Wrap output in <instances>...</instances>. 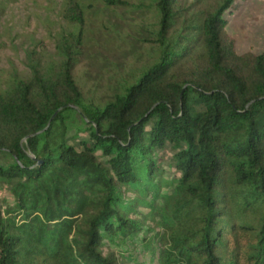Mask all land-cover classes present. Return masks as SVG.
<instances>
[{
	"label": "trees",
	"instance_id": "1",
	"mask_svg": "<svg viewBox=\"0 0 264 264\" xmlns=\"http://www.w3.org/2000/svg\"><path fill=\"white\" fill-rule=\"evenodd\" d=\"M242 1L151 0L157 61L97 105L74 75L86 6L63 0L59 63L0 87V264H264V51L225 30Z\"/></svg>",
	"mask_w": 264,
	"mask_h": 264
},
{
	"label": "rangeland",
	"instance_id": "2",
	"mask_svg": "<svg viewBox=\"0 0 264 264\" xmlns=\"http://www.w3.org/2000/svg\"><path fill=\"white\" fill-rule=\"evenodd\" d=\"M77 1L86 9L83 49L74 75L86 103L102 105L115 90L122 91L125 85L134 83L157 61L159 47L152 41L157 18L151 0H122L126 3L117 5H106L102 0ZM62 2L0 0L1 88L14 77L27 79L32 66L46 72L59 63L63 36L79 30L78 25L68 24L62 18ZM234 10L225 30L236 52L264 51V0L242 1ZM9 162V158L0 155V165ZM11 201L8 186L0 181V207L4 209Z\"/></svg>",
	"mask_w": 264,
	"mask_h": 264
}]
</instances>
